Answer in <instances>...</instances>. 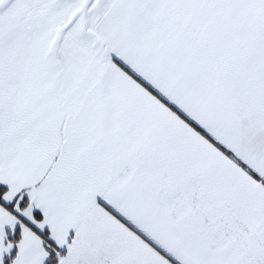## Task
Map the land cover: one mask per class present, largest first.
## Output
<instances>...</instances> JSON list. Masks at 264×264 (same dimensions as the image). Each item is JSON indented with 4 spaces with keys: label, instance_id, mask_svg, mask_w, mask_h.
<instances>
[{
    "label": "snow or ice",
    "instance_id": "6c2138e0",
    "mask_svg": "<svg viewBox=\"0 0 264 264\" xmlns=\"http://www.w3.org/2000/svg\"><path fill=\"white\" fill-rule=\"evenodd\" d=\"M0 264H264V0H0Z\"/></svg>",
    "mask_w": 264,
    "mask_h": 264
}]
</instances>
